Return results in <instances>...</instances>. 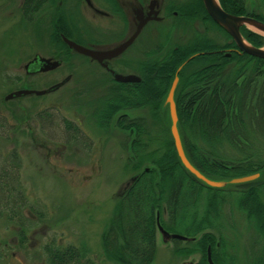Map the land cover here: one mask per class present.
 I'll list each match as a JSON object with an SVG mask.
<instances>
[{"label": "rangeland", "instance_id": "obj_1", "mask_svg": "<svg viewBox=\"0 0 264 264\" xmlns=\"http://www.w3.org/2000/svg\"><path fill=\"white\" fill-rule=\"evenodd\" d=\"M240 1L248 11H257V0ZM23 2L0 0V114L6 121L0 126V164L8 160L15 170L7 183L14 192L15 198L10 203L16 213L9 217L10 211L0 207V264H43L44 249L48 245L58 248L75 246L86 251L87 258L94 264H117L104 254L101 237L113 214L118 194L135 173L130 170L129 162L136 160L131 148L136 133L125 127L135 119L145 120L144 128L156 142L150 146L153 149L163 141L160 133L167 131L164 136L169 138L171 125L167 117L159 122L152 110L153 105L149 104L120 110L109 119L108 126H101L92 112L94 107L103 104L113 77L72 52L60 54L57 49L62 47L51 36L57 21L55 24L66 28L70 38L74 39L69 27H66L70 19L76 22L77 27L82 25L83 14L90 24L99 21L103 24L107 20L90 12L85 13L81 6H76L79 0H44L43 11L27 19L21 9ZM95 3L99 4L97 0ZM170 7V12L176 11ZM188 13H185L186 17ZM167 14L168 11H162L164 22L148 25L142 32L140 47L143 54L138 60V63L142 62V68L149 58L156 57L155 50L149 53L153 47L170 48L187 44L184 43L187 41L185 38L178 40V36L186 31L181 32L176 27V32L170 23L172 18L165 20ZM194 15L197 17L188 23L191 30L195 20L199 21V28H210L200 20V11ZM250 30L262 39L260 48H264V34L253 28ZM102 40L95 48L107 49L114 45L108 44L105 35ZM34 56L51 58L61 65L54 71L27 78L25 66ZM159 57L162 55L157 53ZM128 62L132 63L128 64L129 68L116 70L123 75H141L134 58L128 55ZM202 62L190 64L189 68L193 69ZM262 68L263 75L255 80L252 85L254 90H250L253 94L249 97L254 96L252 108L254 103L257 104L254 108H260L259 99L264 98V64ZM67 76L72 77L71 81L52 93L5 100L10 93L26 88L46 90ZM162 105L166 108L165 103ZM99 113L96 112V115L102 123ZM121 115L125 116L123 121H120L124 117ZM71 122H78L86 142L80 139L82 136L73 137ZM255 134L249 137L264 152V133ZM141 140L144 142V135L140 136ZM224 147L225 151L228 149L227 155L231 154V148ZM12 151L16 152L17 160L10 156ZM143 167H152L149 159ZM254 174H258V178L247 183L264 181V169ZM241 185L228 184L221 189L222 200L214 190L207 189L196 198L185 183L178 213L183 214L181 211L186 209L189 215L186 223L194 221L195 214L198 223L205 221L208 226L199 235L211 233L218 242L222 240V253L233 256V264H242L241 258L245 253L248 256L252 251L253 257L262 253L258 252L259 244L254 242L258 238L253 229L257 219L251 216L258 200L246 199L241 204L240 195L244 190ZM5 189V193L9 192ZM16 203L23 206L20 208ZM160 205L165 206L164 202ZM246 216H251L254 221ZM204 217L207 219L203 220ZM262 217L264 213L258 218L259 224ZM161 220L170 224L166 210L162 209ZM20 232H24V243H21ZM175 233L186 234L182 229H175ZM193 242L195 239L165 240L156 231V253L152 264H197L201 256L193 251Z\"/></svg>", "mask_w": 264, "mask_h": 264}, {"label": "trees", "instance_id": "obj_2", "mask_svg": "<svg viewBox=\"0 0 264 264\" xmlns=\"http://www.w3.org/2000/svg\"><path fill=\"white\" fill-rule=\"evenodd\" d=\"M218 2L228 14L248 16L264 23V0H257V11H248L240 0H218ZM43 4L44 0H24L21 8L23 15L30 19L32 15L43 11ZM172 7L178 14L181 13L178 6ZM198 11L201 14L200 20L205 25L214 27L220 32L221 43L217 45L189 43L170 48L158 47L153 52L156 57L149 58L141 68L139 83L111 82L108 100L105 102L111 108L96 109L94 116L104 127L106 124L104 125L103 122L109 121L120 110L152 104V110L158 116V121L161 122L167 117L170 126L168 109L163 108L162 104L177 69L183 65L178 73L175 103L182 145L190 163L200 173L214 181H227L260 172L264 169V152L249 136H253L256 132L255 135L264 133V98L259 99L260 108H254L257 106L256 103L252 108L254 96H249L253 94L250 90H254L252 85L255 80L263 75L264 60L238 54L228 34L212 22L201 5ZM188 14L187 21L191 22L196 16L195 12L191 9ZM55 23L51 39L54 37L57 45L62 47L59 49L57 46L60 54L67 53L69 50L60 40L59 34L68 38L70 35L66 28L59 27L60 25ZM241 33L248 44L257 48L263 44L257 34L246 28H241ZM157 53L162 57L157 58ZM226 53H229V56ZM190 57L193 58L188 62ZM198 61L203 62L193 69L189 68L190 64ZM247 104L249 108H245ZM96 112H100L102 123ZM124 119L125 117H121L120 121ZM144 121L135 119L133 125L127 123L125 127L131 133H136V138L131 143L136 160L129 162L130 170L135 173L124 190L118 194L113 214L102 234L104 254L117 264H152L156 253V215L158 214L160 224L165 230L175 233V229H182L186 233L184 236L195 239L193 251L199 252L201 256L197 264H207L208 247L214 264H231V262L233 264V256L222 253L224 247L222 240L218 242L211 233L199 235L208 226L205 221L198 223L195 214L193 215L195 220L186 223L185 219L189 215L185 208L181 211L183 214H178L185 183H188L189 190L196 194V198L207 189L214 190L216 196L223 200L224 195L220 193L221 190L206 187L181 166L170 132L168 139L164 136L167 131H164L165 134L160 133L159 136L163 141L158 143L159 147L151 149V144L154 145L156 142L150 132L144 128ZM167 129L169 131V128ZM141 135H144V142L140 141ZM224 145L231 148V154L227 155L228 149L225 151ZM11 153L17 160L16 152ZM145 156L147 158H144ZM146 159H149L152 167H143ZM10 165L8 160L0 164V207L10 211L9 217L16 214L10 203L15 198L14 192L9 182L7 183L12 172L13 174L15 172ZM241 186L244 187L240 195L241 204L245 203L246 199L258 200L251 216L257 219L253 229L258 238L254 242L260 246L258 252H262L255 257L252 251L248 256L245 253L241 258L242 264H264V217L261 224L258 222V218L264 213V200L261 201V197L264 199V181ZM5 188L9 192L5 193ZM163 202L165 206L161 207L160 204ZM16 206L21 208L23 204ZM162 209L168 213L171 220L169 225L161 220ZM251 216L246 217L254 221ZM198 235L199 237L195 238ZM23 236L24 232H20L21 243L26 241ZM180 251L182 250L177 252ZM43 264L94 263L87 258L86 251L79 250L75 246L58 248L48 245L44 249Z\"/></svg>", "mask_w": 264, "mask_h": 264}, {"label": "flooded vegetation", "instance_id": "obj_3", "mask_svg": "<svg viewBox=\"0 0 264 264\" xmlns=\"http://www.w3.org/2000/svg\"><path fill=\"white\" fill-rule=\"evenodd\" d=\"M97 1L99 2V4L95 3V0H79L76 6H81L85 13L90 12L94 16L102 17L104 18V20L107 21H103L104 22L103 24L101 21H99L98 23L90 24L89 21H86L85 15L83 14V16L81 15V17L84 18V20L81 18L82 25L77 27L76 22H73L72 19H70L66 27L67 26L69 27V30L71 31L72 36L74 37L73 41L75 43H78L93 50H98V51L110 50L129 40L135 34L138 26L142 22H146L143 25L139 34L132 41V43L120 55L110 60H105L102 62V64L106 65V68L102 67L101 64H98L96 61L91 60L88 57H81L86 59L88 62L90 61L92 64H95L101 70H103L105 73H107L109 76L112 77L113 75L111 71L117 74H121L116 69L119 70L122 67L123 68L130 67L128 64H132V63L128 62V55L130 56V58L132 57L134 58L136 67H139V69L142 68L141 66L142 62L138 63L139 62L138 60H140L141 58V54H143L140 47V43L142 42L141 36L143 35L142 32L148 25L151 26L154 23H156L157 25L164 22V18L161 17L162 11L163 13L168 11L169 15L167 14L165 16V20L168 18H172V22L170 23L171 26L175 28L176 32H177L176 27H179L181 32L186 31L185 33L182 34L184 37H182V35L178 36V40L179 39L182 40L183 38H185L187 39V41H185L184 43L187 44L196 43L197 45H207V44L217 45L221 41V34L216 28L214 27H210L209 29L205 27L199 28L198 27L199 21L196 22L197 20L193 22L192 30L190 29L186 14L190 12L191 9L194 10V12H198L197 10H199V6L200 5L202 6L200 0H193L191 2L190 0H167L166 3L165 0H160V2L159 0H148V1L147 0H97ZM170 6H178L179 7L178 10H180L181 7L182 10L181 13L178 14L177 11L174 10L170 12L169 11V9H171ZM155 12H157V16L159 19H157V16H154L153 13ZM152 18H156V19H152ZM202 25L204 24L202 23ZM104 35L107 37L108 44L112 45L113 43L114 45H112V47H109L107 49L95 48L97 46H100L99 45L100 42L104 41L102 40V37ZM59 36L62 37V34H59ZM157 49L158 46H155L153 47V49L149 51V53H152L154 50ZM73 54L79 56L74 52ZM36 57L38 56H34L32 60H34ZM39 69L40 66L38 64H33V65L31 64L28 65V67L25 66L27 78H29L30 76L34 77L41 74H46L39 72ZM70 77L71 76L66 77L69 79L65 84L71 81L72 77L71 78ZM66 78H64L63 80H65ZM106 96L108 97V95ZM107 97L104 98L103 104L94 107L95 109H93L92 114L95 113L96 109L103 108L106 110V108H111V106L105 103L108 100ZM2 117L3 116H1L0 114V126L6 124L5 123L6 121H4L5 119H3ZM109 123L110 121L103 122V124L104 125L106 124V126H108ZM129 123L130 125H133V122H129ZM70 125H71L73 137L77 136V138H79L80 136H82L80 139L83 140V142H86L87 141L86 136H84L82 131H80L78 128V122H71ZM13 129L14 126L10 129L11 132H13ZM10 156L12 157V153H10Z\"/></svg>", "mask_w": 264, "mask_h": 264}, {"label": "water", "instance_id": "obj_4", "mask_svg": "<svg viewBox=\"0 0 264 264\" xmlns=\"http://www.w3.org/2000/svg\"><path fill=\"white\" fill-rule=\"evenodd\" d=\"M201 2H202V5H203L204 10H205L206 14L208 15V17L216 25H218L220 28H222L228 34V36L231 38L232 42L234 43V45L238 49L239 53L245 54V55L257 58V59L264 60V49L255 48V47L248 45L245 42V40L243 39L241 32H240V29L245 26L247 28H253L256 31H259L262 34H264V24L263 23H261L260 21L254 19V18L245 17V16H234V15H230V14L226 13L221 8L218 0H201ZM153 14H154V16H157V12H155ZM152 19H156V18H152ZM150 20H151V18H150ZM145 23L146 22H142L138 26L135 34L129 40H127L126 42L122 43L121 45L115 47L114 49H111L108 51L91 50V49L82 47V46L72 42L71 40H69L63 36H62V41L72 51H74V52H76L82 56L88 57V58L98 62L99 64H101L102 67L106 68V65L102 64V62L105 60H110V59L120 55L132 43V41L139 34L141 28L143 27V25ZM31 64L32 65L38 64L40 66L39 72H42V73L55 70L61 65V63L59 61H54L51 59H45V58H41V57H36L34 60L30 61L29 64L26 65V67H28V65H31ZM181 68L182 67L178 68L176 73H178L181 70ZM111 73L113 74L114 81L117 83H136V82L140 81V79L138 77L133 76V75L123 76L120 74H114L113 72H111ZM68 79L69 78H66L62 82H60V83H58V84H56V85H54V86H52L46 90H39L38 91V90L22 89V90L15 91V92L7 95L5 97V100L8 101L11 99L21 98V97H25V96L40 97V96H43V95H46L48 93H52V92L56 91L57 89L62 87L68 81ZM177 84H178V77L175 76V78L173 79L171 86L169 88L167 97L165 99V105L168 107V113H169V118H170V122H171L170 134L172 137V143H173L174 150L176 152L177 158L180 161L181 166L190 175H192L196 180L200 181L205 186H207L209 188H214V189L224 188L228 184H236V185L237 184H243V183H247V182L253 181L256 178H258V174H253V175H249V176L233 178L229 181H213V180L208 179L202 173H200L190 163V161L186 157L184 148L182 146L180 134H179L178 128H177L178 119H177V112H176V104L174 102V93H175ZM157 228L165 240L176 239V240L184 241L187 239L186 237H184L182 235L169 234L167 231H165L158 222V216H157ZM207 263L208 264H214L212 261V258H211L210 248L207 249Z\"/></svg>", "mask_w": 264, "mask_h": 264}]
</instances>
